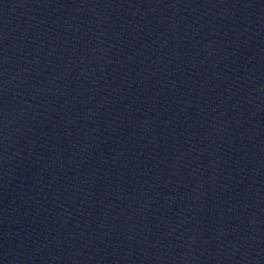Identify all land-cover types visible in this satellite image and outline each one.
Wrapping results in <instances>:
<instances>
[{
  "label": "water",
  "instance_id": "95a60500",
  "mask_svg": "<svg viewBox=\"0 0 264 264\" xmlns=\"http://www.w3.org/2000/svg\"><path fill=\"white\" fill-rule=\"evenodd\" d=\"M0 264H264V123L209 0H0Z\"/></svg>",
  "mask_w": 264,
  "mask_h": 264
}]
</instances>
